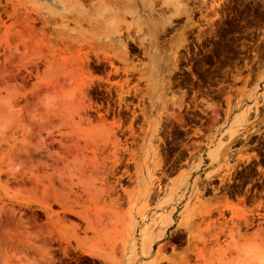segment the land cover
<instances>
[{"label": "rangeland", "instance_id": "1", "mask_svg": "<svg viewBox=\"0 0 264 264\" xmlns=\"http://www.w3.org/2000/svg\"><path fill=\"white\" fill-rule=\"evenodd\" d=\"M206 1L118 59L119 0H0V264L264 263V0Z\"/></svg>", "mask_w": 264, "mask_h": 264}, {"label": "bare ground", "instance_id": "2", "mask_svg": "<svg viewBox=\"0 0 264 264\" xmlns=\"http://www.w3.org/2000/svg\"><path fill=\"white\" fill-rule=\"evenodd\" d=\"M121 5H122V11L121 13L119 12V15H116L114 17V23L116 25L113 26L114 28V31L113 33L111 34L112 37L109 39V41H111L112 43L111 44H108L107 45V48H113L111 49L112 51L111 52H114L113 53V57L114 58H122V57H125L124 55L126 54L125 53H122V52H119L117 53L116 49L118 47H123L125 48L126 46H130V49L131 50H135L136 48H141V49H145L144 45L142 42L140 41H137L135 40L134 38H132L131 36H129V32L127 31V29H129L130 27H128L129 24H127L128 22H126V16H129L131 21L130 23H136V22H140L141 20L143 21H148L150 23V25L154 28L155 25L161 21L163 18H164V14L166 12H168L169 14H171L172 16H179L181 15L180 11H184V14L186 16V20L189 22L191 21V16H192V10L191 9H188L186 3L185 4H182L183 2H181L182 0H119ZM186 2H188L189 0H185ZM100 2H102L103 4H108L109 0H100ZM207 1L206 0H200V7L199 8V11H202V7L205 6V3ZM190 3V2H189ZM191 4V3H190ZM189 6V5H188ZM194 7V6H193ZM207 7V5H206ZM190 8V7H189ZM192 8V7H191ZM109 10H112V12L114 11L112 8H108ZM195 9V8H194ZM196 10V9H195ZM207 10V8L205 9ZM198 11V10H197ZM198 11V12H199ZM195 12V11H194ZM205 12V11H204ZM200 13V12H199ZM203 13V12H202ZM154 14V15H153ZM167 14V13H166ZM195 14V13H193ZM156 16L157 18L155 19L156 21L154 22L153 21V16ZM201 17V16H200ZM203 17V15H202ZM193 18V17H192ZM205 18V16H204ZM203 20V19H202ZM129 21V20H128ZM186 21V22H187ZM193 21V20H192ZM185 22V23H186ZM187 22V23H188ZM125 26L123 27V29H120L118 28L119 26ZM125 24V25H124ZM191 24V22H190ZM193 24V23H192ZM134 26V25H133ZM190 26V25H189ZM194 26V25H193ZM192 27V26H190ZM126 28V29H125ZM125 29V38L127 40V44H123V41H122V36H123V32L121 30L124 31ZM201 30V29H200ZM131 34V33H130ZM160 35V34H159ZM134 36V35H133ZM181 36V35H180ZM196 36V35H195ZM182 37V36H181ZM196 38V37H195ZM185 38L182 39V43L185 44ZM197 39V38H196ZM105 43V42H104ZM180 44V43H179ZM154 47V51L155 53H157V42L156 41H153V44H152ZM102 46V45H101ZM181 48H182V45H180ZM179 46V47H180ZM121 50V49H120ZM176 50V48H175ZM180 50V49H179ZM116 51V53H115ZM125 51V50H124ZM146 51V50H145ZM152 51V50H151ZM110 52V51H109ZM152 53V52H151ZM174 54V53H173ZM106 55V54H105ZM109 55V54H108ZM107 56V55H106ZM106 56H103L104 58ZM175 57L176 56V53H175ZM112 58V57H111ZM110 58V59H111ZM113 58V59H114ZM125 59V58H124ZM107 60V58H106ZM109 60V59H108ZM107 60V61H108ZM175 61L174 62H177L176 59H174ZM178 60V59H177ZM115 61H118V60H115ZM119 62V61H118ZM122 63V62H121ZM125 63V62H124ZM127 66V65H125ZM132 65H130L129 67H131ZM110 67L113 69V72L115 74H117L118 72V68L115 67L112 63H110ZM123 68V67H122ZM128 68V67H127ZM133 69V68H132ZM123 70V69H122ZM126 70V69H125ZM130 70V69H128ZM135 70V69H134ZM133 71V70H132ZM137 71V69H136ZM171 71V70H170ZM117 72V73H116ZM171 73V72H170ZM174 76V75H173ZM165 78V77H164ZM161 79V78H160ZM171 80V79H170ZM163 84L161 85V87H167L169 88L170 86V82L169 80H165L162 82ZM172 83V82H171ZM158 86V85H157ZM171 87V86H170ZM124 88V87H123ZM164 90V89H163ZM167 90V89H166ZM183 96L180 97V100H172V107H175L177 109H180L182 108L181 107V99H182ZM143 103V102H142ZM189 107V106H188ZM181 110V109H180ZM193 111V110H192ZM171 116V115H170ZM172 117V116H171ZM175 117V116H174ZM172 117V118H174ZM175 119V118H174ZM167 120V119H166ZM183 122V121H182ZM172 123V122H171ZM185 125V124H184ZM255 264V263H254ZM264 264V263H263Z\"/></svg>", "mask_w": 264, "mask_h": 264}, {"label": "flooded vegetation", "instance_id": "3", "mask_svg": "<svg viewBox=\"0 0 264 264\" xmlns=\"http://www.w3.org/2000/svg\"><path fill=\"white\" fill-rule=\"evenodd\" d=\"M193 95H194V93H192V96L191 97H193Z\"/></svg>", "mask_w": 264, "mask_h": 264}]
</instances>
